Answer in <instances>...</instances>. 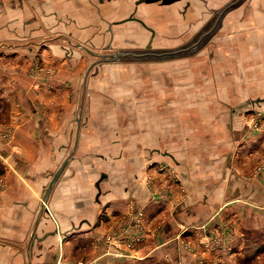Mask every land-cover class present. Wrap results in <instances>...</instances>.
Segmentation results:
<instances>
[{
	"label": "crops",
	"instance_id": "1",
	"mask_svg": "<svg viewBox=\"0 0 264 264\" xmlns=\"http://www.w3.org/2000/svg\"><path fill=\"white\" fill-rule=\"evenodd\" d=\"M198 1L202 7L0 0V264H250L260 257L264 183L254 150L264 132L252 133L240 113L255 104L264 110V100L251 102L264 94L240 88V74L217 72L214 87L191 88L189 73L186 81L174 75L169 56L142 61L135 88H106L113 61L99 55L116 44L137 51L121 45L122 31L143 29L136 18L155 31L151 48V31L139 32L141 46L157 49L176 10L188 26L191 10L217 14L232 0ZM239 95L247 97L239 102ZM210 237L219 243L206 246Z\"/></svg>",
	"mask_w": 264,
	"mask_h": 264
},
{
	"label": "rangeland",
	"instance_id": "2",
	"mask_svg": "<svg viewBox=\"0 0 264 264\" xmlns=\"http://www.w3.org/2000/svg\"><path fill=\"white\" fill-rule=\"evenodd\" d=\"M244 2V9L240 10L242 12L227 16L226 26L215 29L216 11H212L210 15H195V10H191V16L187 18L191 24L187 26V24L183 23L182 9L176 10L173 31L167 33L169 36H166V34L164 36L159 35V48L146 49L148 52L154 53L152 55H139L146 52L145 47L140 44L142 41L136 37L138 34L140 35L139 32L144 27L141 30L140 24L136 23V30L134 29V31L130 32L122 31L125 37H123V44L121 45H131L135 47L131 50L137 51H132L131 54L106 64V72H110L109 78H106V88H135L137 85L134 74L137 71L140 72L141 66L145 65L142 61L145 63L151 62L157 60V57L161 58L155 53H165L178 49L180 51L172 55L163 56H169L170 60L167 61V64L173 67L174 75H180V78L184 77L186 81V75L189 73L191 88L214 87L215 82L211 80V76L217 72L220 76L222 74L224 76L234 74L237 78L240 74L239 79L236 80L240 88L247 89L254 94H264V0H245ZM193 4L196 7H202V2L198 0H193ZM197 40H199L198 44H196ZM161 45H169V47H162ZM116 46L117 44L115 47L108 49L106 53L108 52L109 54L119 50V47ZM188 46L189 48L186 49ZM213 56L218 57L217 60ZM203 75H208L210 80H203ZM125 77L132 78L127 80ZM246 97L245 95H239L237 98L241 102ZM115 98L116 102H120V97L115 96ZM197 98L199 97L194 95L190 97L191 100ZM229 98L234 100L236 97ZM240 115H242L252 133L260 135L264 132V110L261 107L256 104L247 106ZM257 144L259 147L262 146V148L259 149L258 147V149L254 150V154H259L255 174L264 183V140H259ZM216 242L215 238L210 237L206 241V246L213 247ZM206 252L214 253L215 251ZM258 252L260 257L252 260L250 264H264V251ZM200 258L198 261L202 260ZM239 264L247 263L240 260Z\"/></svg>",
	"mask_w": 264,
	"mask_h": 264
},
{
	"label": "water",
	"instance_id": "3",
	"mask_svg": "<svg viewBox=\"0 0 264 264\" xmlns=\"http://www.w3.org/2000/svg\"><path fill=\"white\" fill-rule=\"evenodd\" d=\"M155 1H159L161 4H170V3H172V2H175V1H177V0H135V5H137V4H139V3H141V2H155ZM241 0H232V1H230V2H228V3H226L219 11H218V13H217V17H216V19H215V22H214V25L217 23V21H218V19L220 18V16L224 13V11H226L228 8H230L231 6H233V5H235V4H237L238 2H240ZM131 18H133V16L131 15L130 17H129V19H131ZM145 28H147L148 30H150L151 31V36H150V38H149V40H148V42H147V44H146V48H151V40H152V38H153V35H154V29L151 27V26H149V25H147L142 19H140V18H136ZM203 36V35H202ZM200 40V39H199ZM199 40H197L196 41V44H198L199 43ZM189 48V46L186 48V49H188ZM185 50V49H184ZM177 51H180V50H174V51H167V52H165V53H155L156 55H159V56H163V55H172V54H174V53H176ZM128 54H131V52H126V51H115V52H113V53H106V55H99V58H100V60H108V61H113V60H116V59H118V58H122V57H124V56H126V55H128ZM141 54H154V53H152V52H148V51H146V52H144V53H140L139 55H141ZM99 60V59H98ZM261 100H264V97H262V98H257V99H254V100H251V102H258V101H261ZM56 175H57V172L54 174V177H53V179L56 177ZM53 179H52V181H53ZM47 191H48V189H47ZM46 196V195H45Z\"/></svg>",
	"mask_w": 264,
	"mask_h": 264
},
{
	"label": "built area",
	"instance_id": "4",
	"mask_svg": "<svg viewBox=\"0 0 264 264\" xmlns=\"http://www.w3.org/2000/svg\"><path fill=\"white\" fill-rule=\"evenodd\" d=\"M141 216H142V212L140 210L137 211L136 214L134 215V220L138 227L141 226Z\"/></svg>",
	"mask_w": 264,
	"mask_h": 264
}]
</instances>
